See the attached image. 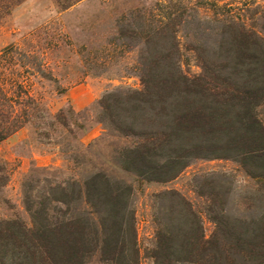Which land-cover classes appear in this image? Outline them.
Returning <instances> with one entry per match:
<instances>
[{
	"label": "rangeland",
	"instance_id": "1",
	"mask_svg": "<svg viewBox=\"0 0 264 264\" xmlns=\"http://www.w3.org/2000/svg\"><path fill=\"white\" fill-rule=\"evenodd\" d=\"M238 24L264 38V0H82L67 10L55 0H25L14 6L0 22V84L25 124L0 142L7 176L0 219L32 224L28 205L54 206L60 183L103 173L131 190L137 264H264V129L262 136L250 134L253 140L240 137L250 121L246 110L221 97L212 123L220 130L186 144L207 155L152 180L126 170L123 151L170 130L177 110L166 98L168 87L155 89L146 110H117L122 129L100 104L109 92L142 89L148 66L153 81L177 75L179 66L189 76L202 74L200 57L216 64L219 92L230 84L264 88V79L247 72L253 59L236 58L230 42ZM260 45L264 52V40ZM221 64L227 68L219 70ZM253 112L264 126V99ZM250 146L257 151L244 153ZM71 204L56 214L86 216L83 200ZM86 264H101L99 249Z\"/></svg>",
	"mask_w": 264,
	"mask_h": 264
},
{
	"label": "trees",
	"instance_id": "2",
	"mask_svg": "<svg viewBox=\"0 0 264 264\" xmlns=\"http://www.w3.org/2000/svg\"><path fill=\"white\" fill-rule=\"evenodd\" d=\"M24 1L0 0V22L11 13L14 6ZM55 1L61 10H67L82 0ZM237 26L238 34L235 33L230 42L231 45L235 44L238 51L236 58L242 54L253 59L251 62L254 63L249 65L255 68L247 72L254 74L256 79H264V52L259 47L260 40L263 41L264 38L243 24ZM200 58L203 61L202 74L189 76L179 66L177 75L170 73L166 81H153L152 68L148 66L141 74L142 89L113 91L101 98L100 104L107 112L109 120L121 129L122 126L116 123L115 118L120 117L116 111L146 110L153 105L156 88L163 90L168 87L166 98L172 99V106L177 110L170 117L169 131L155 133L153 137L124 149L123 166L126 170L152 180L156 177L159 179L169 172L181 170L190 159L207 155L204 154L202 146L187 148L186 144L195 136L214 134L220 130L212 123L217 118L216 105L221 103V97L227 96V100L233 102L234 107L246 110L245 115L250 121L242 123L244 132L240 137L253 140V135L250 134L255 132L262 136L264 126L253 112V107L264 99L263 86L245 88L230 84L225 86L224 92H219L222 84L216 81L219 77L213 74L216 64L209 62L213 65L211 66ZM220 66L221 71L227 68L226 64ZM207 100L212 105L206 106L204 103ZM24 118L17 110L16 101L5 93L0 84V142L23 128ZM58 118L64 126L69 127L63 112L58 114ZM250 147L244 153L257 151L255 146ZM167 149V158H162V151ZM4 171L5 167L0 165V187L7 181ZM58 188L61 191L60 196L50 200L54 206L44 203L28 205L34 218L32 224L19 218L0 219V264H86L89 256L98 249L101 264H137L134 214L129 207V188L121 184L113 185L103 173H97L82 183H60ZM76 200H83L89 207L84 213L86 216L56 214L57 207L69 208ZM102 211L110 219L107 225L104 221L106 218L99 219L98 215ZM205 243L209 241L206 240Z\"/></svg>",
	"mask_w": 264,
	"mask_h": 264
}]
</instances>
